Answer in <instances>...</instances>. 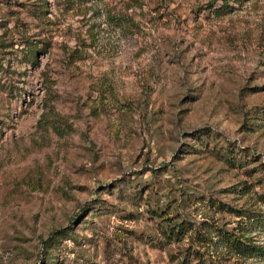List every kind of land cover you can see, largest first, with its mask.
<instances>
[{"label":"rangeland","instance_id":"374dc122","mask_svg":"<svg viewBox=\"0 0 264 264\" xmlns=\"http://www.w3.org/2000/svg\"><path fill=\"white\" fill-rule=\"evenodd\" d=\"M222 2L0 0V264H264V0Z\"/></svg>","mask_w":264,"mask_h":264},{"label":"trees","instance_id":"16d2710c","mask_svg":"<svg viewBox=\"0 0 264 264\" xmlns=\"http://www.w3.org/2000/svg\"><path fill=\"white\" fill-rule=\"evenodd\" d=\"M228 6V0H223L222 7ZM225 234V233H223ZM56 236H50L48 240H44L43 244L45 248H51L52 246H56L59 242ZM233 246L241 253L245 255H253L255 253H260L262 256H264V246H255L252 244H248L246 242H243L242 240L234 237L233 238Z\"/></svg>","mask_w":264,"mask_h":264}]
</instances>
